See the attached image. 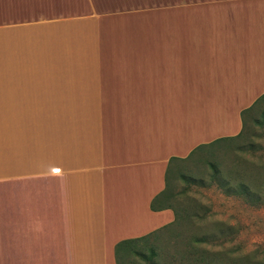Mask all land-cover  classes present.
Instances as JSON below:
<instances>
[{"label": "crops", "instance_id": "1", "mask_svg": "<svg viewBox=\"0 0 264 264\" xmlns=\"http://www.w3.org/2000/svg\"><path fill=\"white\" fill-rule=\"evenodd\" d=\"M263 96L264 0H0V264H115Z\"/></svg>", "mask_w": 264, "mask_h": 264}, {"label": "rangeland", "instance_id": "2", "mask_svg": "<svg viewBox=\"0 0 264 264\" xmlns=\"http://www.w3.org/2000/svg\"><path fill=\"white\" fill-rule=\"evenodd\" d=\"M262 117L264 100L244 117L239 139L200 148L189 159L175 162L163 191L164 207L174 213V221L136 248L144 254L151 248L157 255L153 261L165 264L171 254H184L189 237L202 235L212 240L199 244L201 249L264 261V186L258 187L264 179V128L253 122ZM213 173L231 181L247 180L251 192H262L257 193L259 200L253 206L243 196H228L225 191L231 186L220 188L210 178ZM123 255L122 251L116 257L120 264H150L139 256Z\"/></svg>", "mask_w": 264, "mask_h": 264}, {"label": "trees", "instance_id": "3", "mask_svg": "<svg viewBox=\"0 0 264 264\" xmlns=\"http://www.w3.org/2000/svg\"><path fill=\"white\" fill-rule=\"evenodd\" d=\"M263 100H264V96L257 99V101H255V103L249 109L242 112L241 117H243L244 119V117L251 110H253V108L260 101H263ZM253 122L258 127L264 128V118L263 117L261 119L259 118L258 120L254 119ZM241 136H242V131L236 137L217 140V141H214L211 145L218 144L219 142L239 139ZM211 145H208V146H211ZM203 147L204 146H199L197 147V150ZM253 173H257V169L256 171L253 170ZM167 177L168 175L165 176V184H166ZM210 178L211 180H215L216 185L220 186V188L222 189L230 185L231 187L230 188L228 187L227 191H225V193L228 196L230 195L231 196L237 195L241 197L243 196V199H245L246 202H248L249 204L253 206L256 204L255 202L259 200L257 193H262V192H257V191L251 192V190L247 188V183H245V181L247 180L244 181L242 178L231 181L226 178L218 176L216 173H213ZM200 185H203V184L200 183ZM262 186H264V179H262L258 185V187H262ZM237 196L236 198H239ZM163 202H164V199H163V192H162L161 195H158L155 199H153V201H151L149 208L151 209V211L162 210L165 208ZM155 233H152V234H149V235L137 238V239H130V240H125V241H121L117 243V245L115 246V251H114L115 264H120L116 257H118V255L122 251L124 253L123 255L124 257L129 256V255H136L144 259L146 262H149L150 264H156V262L153 261V258H155L157 255L151 251V248H148L149 252L147 254H144L142 251L136 248L137 245H139V243H142L149 236ZM210 239L208 240V237H205L202 235H194V236L189 237L185 244L186 250L184 254L181 255L180 257H175L173 254H171L169 256L170 260L168 261V263L166 262L165 264H170V263L172 264L174 263L176 264H264V261L251 258L249 255H246V256L231 255L228 252H222V251L214 252V251H208V250L199 248V244L206 245L207 242L210 241ZM119 248H121L120 251H118Z\"/></svg>", "mask_w": 264, "mask_h": 264}]
</instances>
